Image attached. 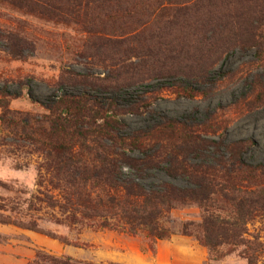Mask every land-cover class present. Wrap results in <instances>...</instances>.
<instances>
[{
	"label": "rangeland",
	"instance_id": "rangeland-1",
	"mask_svg": "<svg viewBox=\"0 0 264 264\" xmlns=\"http://www.w3.org/2000/svg\"><path fill=\"white\" fill-rule=\"evenodd\" d=\"M84 3L47 19L0 0V32L31 45L18 60L0 45V88L6 85L11 111L41 116L56 96L104 94L115 100L110 110L125 133L147 134L136 135L142 144L171 146L188 133L221 145L248 140L243 162H264V0ZM117 89L124 93L114 96ZM128 103L134 113L125 111ZM7 136L0 131V218L32 221L38 231L0 222V264H186L177 255L182 248L199 251L203 264H246L241 247L213 254L177 232L183 222L200 221L196 205L171 210L173 234L154 245L95 223H54L62 216L37 201L56 194L41 155ZM252 236L264 243V218L247 226L245 238Z\"/></svg>",
	"mask_w": 264,
	"mask_h": 264
},
{
	"label": "trees",
	"instance_id": "trees-1",
	"mask_svg": "<svg viewBox=\"0 0 264 264\" xmlns=\"http://www.w3.org/2000/svg\"><path fill=\"white\" fill-rule=\"evenodd\" d=\"M2 1L47 19L85 4L84 0H70L68 7L52 0ZM0 45L14 60L31 51L30 43L11 32H0ZM122 93V89L113 92ZM103 96L62 94L43 106L46 115L29 116L11 111L6 85L0 88V131L11 135L10 143H26L41 155L46 184L56 194L37 201L62 216L63 220L54 215V223H95L99 229L143 236L154 245L173 234L168 227L171 210L196 205L200 221L181 223L176 230L180 235L193 236L213 254L221 247L229 253L241 247L246 264H264V243L258 236L245 238L247 226L264 218V162L242 160L251 143L221 145L188 133L180 134V142L171 146L156 141L142 144L136 135L147 134L125 133L117 112L110 110L115 100ZM130 103L124 109L134 113ZM0 222L38 231L32 221L3 217Z\"/></svg>",
	"mask_w": 264,
	"mask_h": 264
},
{
	"label": "crops",
	"instance_id": "crops-1",
	"mask_svg": "<svg viewBox=\"0 0 264 264\" xmlns=\"http://www.w3.org/2000/svg\"><path fill=\"white\" fill-rule=\"evenodd\" d=\"M181 244H185L186 242L184 240H181ZM180 257L182 256L183 261L187 262L186 264H203V257L201 256L200 252H196V250L186 249L182 248L180 251H178V254ZM203 255V254H202ZM162 261V258L157 257ZM172 259H174L172 257ZM167 264H170V259L167 260Z\"/></svg>",
	"mask_w": 264,
	"mask_h": 264
}]
</instances>
